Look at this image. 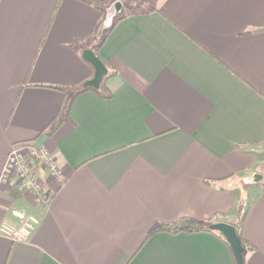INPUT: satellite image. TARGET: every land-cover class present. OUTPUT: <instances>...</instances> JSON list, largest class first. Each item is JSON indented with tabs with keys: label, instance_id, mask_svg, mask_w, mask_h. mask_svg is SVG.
<instances>
[{
	"label": "crops",
	"instance_id": "0c3cea01",
	"mask_svg": "<svg viewBox=\"0 0 264 264\" xmlns=\"http://www.w3.org/2000/svg\"><path fill=\"white\" fill-rule=\"evenodd\" d=\"M115 2L135 12L106 26ZM86 49L108 74L77 94ZM24 145L61 175L28 155L47 200L0 183V228L39 218L0 264H237L220 232L157 228L243 214L264 264V0H0V178Z\"/></svg>",
	"mask_w": 264,
	"mask_h": 264
},
{
	"label": "built area",
	"instance_id": "2783aa9c",
	"mask_svg": "<svg viewBox=\"0 0 264 264\" xmlns=\"http://www.w3.org/2000/svg\"><path fill=\"white\" fill-rule=\"evenodd\" d=\"M33 157L36 160H41V163L49 167L53 176L59 178L60 173L55 167L53 157L45 150L35 146L24 145L15 146L6 161L1 174L0 183L11 185L12 182L28 184L37 195H42V188L38 181H34L31 177V165L27 160V156ZM20 225L14 227L9 224H3L0 228V233L14 241L27 240L31 237L35 228L39 224V218L31 214H17Z\"/></svg>",
	"mask_w": 264,
	"mask_h": 264
},
{
	"label": "water",
	"instance_id": "95a60500",
	"mask_svg": "<svg viewBox=\"0 0 264 264\" xmlns=\"http://www.w3.org/2000/svg\"><path fill=\"white\" fill-rule=\"evenodd\" d=\"M122 10V3L115 2L113 4L111 12L108 15V22L112 21V18L117 16ZM83 56L86 61H88L95 68L94 77L84 84V87H92L98 89L104 77L108 74V67L106 64L98 57V55L92 49H86L83 52ZM47 139V135L37 140V147ZM210 229L222 233L227 242L231 245L237 264H244V251L245 247L239 237L236 227L232 224L220 222L210 225Z\"/></svg>",
	"mask_w": 264,
	"mask_h": 264
},
{
	"label": "trees",
	"instance_id": "16d2710c",
	"mask_svg": "<svg viewBox=\"0 0 264 264\" xmlns=\"http://www.w3.org/2000/svg\"><path fill=\"white\" fill-rule=\"evenodd\" d=\"M134 12L135 11L133 9H129L127 12L120 13V15L117 16L115 21H117L118 19L119 20L123 19V18L127 17L128 15H130L131 13H134ZM27 86H31V87H47V88L57 89V90H60V91H63V92L67 91V88L61 87V86H57V85H53V84H32V83H27ZM87 89H88L87 87H84V85H81L77 89V92H78L77 94L82 93L83 91H85ZM69 105H70V100L67 101V111L69 109ZM55 124H56V122H55ZM12 191H13L14 197H18L20 194H22L21 191L16 189L15 186L12 187ZM244 218H245V214H243L240 217V219L237 220V222L235 223V227H236V230H237V233H238L239 237L241 238V241H242L243 245L245 246L246 242H245V240L243 238V234H242ZM210 225L211 224H200V223L192 221V220H190L188 218H183L178 223H175V224L160 225L157 228V232H169V233H181V232L193 233V232H200V231L213 232V230L210 229Z\"/></svg>",
	"mask_w": 264,
	"mask_h": 264
},
{
	"label": "rangeland",
	"instance_id": "374dc122",
	"mask_svg": "<svg viewBox=\"0 0 264 264\" xmlns=\"http://www.w3.org/2000/svg\"><path fill=\"white\" fill-rule=\"evenodd\" d=\"M113 4H114V3H113ZM112 7H113V5H112L110 8H107V9L104 10V13L107 15V16H106V20H105V21H106V24H107L106 26H109V25H110V24H111V23L117 18V16L120 15V13H123V12H127V11H128V10H123V8H122L121 12H120L117 16L113 17V18H112V21L109 23V22H108V15H109V12H111ZM104 23H105V22H104ZM106 26H105V27H106ZM38 161H41V160L39 159ZM42 166L45 167V168H49V167L44 166L43 164H42ZM34 171H35V170H34ZM34 171H33V169L31 168V177L33 178L34 181H37V177L35 176ZM15 186H17V185H15ZM24 189H25V190H26V189H27V190L29 189V188H28V184H25V185H24ZM24 189H23V190H24ZM37 196H38L39 199H41L42 201L47 200V198L45 199L43 195H37Z\"/></svg>",
	"mask_w": 264,
	"mask_h": 264
}]
</instances>
